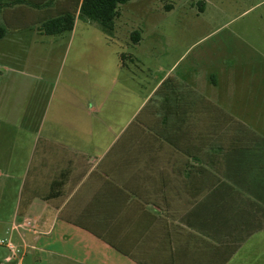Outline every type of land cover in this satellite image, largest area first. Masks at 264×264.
<instances>
[{
	"label": "crops",
	"instance_id": "0c3cea01",
	"mask_svg": "<svg viewBox=\"0 0 264 264\" xmlns=\"http://www.w3.org/2000/svg\"><path fill=\"white\" fill-rule=\"evenodd\" d=\"M53 1L0 0V25L9 30L0 41V100L19 95L26 101V78H36L30 106L23 101L18 112L0 110V171L7 173L0 205L10 181L20 184L15 206L0 216V234L19 253L8 249L3 264L228 260L236 228L233 216L216 208L225 210L222 202L230 196H220L212 216L203 203L205 181L209 187L221 142H234L236 130H252L249 117L264 116V28L247 21L264 0L218 25L206 21L209 6L218 13L243 0H132L122 6L119 33L130 22L129 35L141 34L119 64L131 78L119 80L130 86L134 108L126 111L123 102L119 108L118 101L92 125H76L74 109L39 103L44 83L36 54L44 47V19L25 5ZM62 1L54 15L69 12ZM78 14L69 41L83 33L90 43L93 31L79 30Z\"/></svg>",
	"mask_w": 264,
	"mask_h": 264
},
{
	"label": "rangeland",
	"instance_id": "374dc122",
	"mask_svg": "<svg viewBox=\"0 0 264 264\" xmlns=\"http://www.w3.org/2000/svg\"><path fill=\"white\" fill-rule=\"evenodd\" d=\"M76 1L78 2V0H63L62 3L67 6L69 13H72ZM257 1L260 0H243L240 6L236 8L221 7L222 9L218 13L210 5L208 14L205 16L206 21L213 25L223 24L228 16L235 17L240 12V7L247 9ZM57 2L58 0H54L47 6L44 4L25 6L27 9L39 11V15H42L46 22L60 16L54 15L60 5ZM213 2L217 3V1ZM261 6L253 9L247 17V21L249 20L251 23L250 27L260 28L259 26H262L264 28V20H260V16L264 15V6ZM178 11L183 12V10ZM125 26L119 33V20H117L113 34L105 36L103 29L97 23L80 20L79 30L88 28L93 31L90 43H84L80 37L83 36V33L81 35L79 33L75 41L72 42L69 41L70 32L57 35L45 34L44 47L42 51L39 49L36 54V59L39 62L37 68L39 71L42 70L38 79H43L44 83L39 101L42 103V107L51 110L74 109L76 125L100 123L116 108L118 101L119 108L122 107L121 102H123L126 111L134 108L131 100L127 99L129 98L127 95L132 94L130 86L119 80L130 77L127 78L119 72V64L121 62L120 55L128 52V45L133 44V33L138 31L129 35L128 30L131 29L133 23L127 22ZM119 36L121 37L119 38ZM127 63L130 66V63ZM3 66L1 64L0 68ZM29 68L28 66V70L33 76L36 65L33 64ZM26 79H28L26 101L19 99V95H13V100L3 98L0 100V102L2 101L0 110L12 108L18 112L23 101L28 106L31 105L30 90L36 84L34 80L36 78L29 76ZM2 80L0 78V82ZM37 82L39 83V81ZM86 95L90 97V116H87L86 111L88 109ZM262 100L264 101L263 95ZM52 113L50 111L49 118H54ZM236 118L242 120L241 116ZM119 119L120 129L128 119L126 112ZM247 121L249 124L247 128L252 130H236L234 142H229L225 146L221 142L218 155L220 161L218 166L216 165V173L209 181V187L208 182L205 181L203 203L205 210H211L212 216L216 212L213 206L220 196L222 194L230 196V201L226 198L222 202L226 203L225 210L223 208H216V210L221 215L225 212L228 216H233V228L236 230L231 235H234L237 241L234 243L230 258L221 264H264V116L249 117ZM220 135L222 141L224 133H220ZM0 169H4L2 165H0ZM6 174L0 171V188L7 181ZM10 183V192L2 198L3 205H0L2 207L0 208L1 217L8 216L18 199L17 192L20 184L14 180ZM207 188L210 191H207ZM0 239L4 240L5 236L0 234ZM8 255H10L8 249L5 246H0V264L4 263ZM119 264L130 263L126 260H119Z\"/></svg>",
	"mask_w": 264,
	"mask_h": 264
},
{
	"label": "trees",
	"instance_id": "16d2710c",
	"mask_svg": "<svg viewBox=\"0 0 264 264\" xmlns=\"http://www.w3.org/2000/svg\"><path fill=\"white\" fill-rule=\"evenodd\" d=\"M132 0H83L81 4L76 3L72 13L60 14L55 19L43 23V33L46 35H57L63 32H71L75 25L76 16L79 20H86L97 23L101 26L105 34L112 35L116 21L120 17V9ZM47 6V5H46ZM203 11V5L200 6ZM9 34V30L0 26V41L5 39ZM141 40V34L133 33L132 42L138 44ZM121 61L125 65L126 57L121 55Z\"/></svg>",
	"mask_w": 264,
	"mask_h": 264
},
{
	"label": "built area",
	"instance_id": "2783aa9c",
	"mask_svg": "<svg viewBox=\"0 0 264 264\" xmlns=\"http://www.w3.org/2000/svg\"><path fill=\"white\" fill-rule=\"evenodd\" d=\"M24 227H31V223L28 221H26L24 223ZM0 246H5L7 249H9L14 255H17L19 253V251H17L15 245L10 241V240H7V239H0Z\"/></svg>",
	"mask_w": 264,
	"mask_h": 264
}]
</instances>
